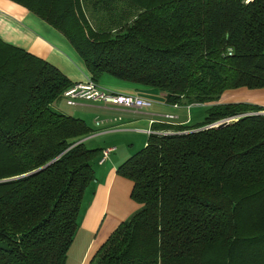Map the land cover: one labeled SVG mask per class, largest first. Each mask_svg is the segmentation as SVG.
Listing matches in <instances>:
<instances>
[{
    "label": "trees",
    "instance_id": "1",
    "mask_svg": "<svg viewBox=\"0 0 264 264\" xmlns=\"http://www.w3.org/2000/svg\"><path fill=\"white\" fill-rule=\"evenodd\" d=\"M10 1L62 34L92 81L106 74L167 104L212 103L198 124H153L116 166L139 208L87 264H264V115L253 113L264 108L213 103L264 88V0ZM84 1L128 17L95 29ZM73 84L0 38V264H64L101 151L85 147L82 119L51 108Z\"/></svg>",
    "mask_w": 264,
    "mask_h": 264
},
{
    "label": "crops",
    "instance_id": "2",
    "mask_svg": "<svg viewBox=\"0 0 264 264\" xmlns=\"http://www.w3.org/2000/svg\"><path fill=\"white\" fill-rule=\"evenodd\" d=\"M0 38L8 43L23 48L27 52L45 61L54 63L56 65L55 67L74 84L82 83L89 79V74L84 64L65 37L35 14L10 0H0ZM99 79L100 81L96 83L100 87L118 94H132V90L137 91L139 87H144L142 85L120 81L110 76L108 77L106 74H102ZM162 95L163 109L169 111L168 107L172 108L170 109L172 113L168 112L161 115L149 113L148 116L142 114L144 116L139 119L128 116L111 115V119L105 124L109 125L111 122L113 123L114 119L120 122L116 124V126L111 125L109 128H106L108 127L106 126L103 130L114 128L112 131L117 129H122L126 132L137 131L146 134L147 137V131L151 132L153 124L190 126L202 122L205 117L206 107L212 104L175 103L176 107H173L171 104H167L164 101V93H162ZM233 102L248 103L264 108V88L248 89L239 87L225 90L213 103L222 104ZM106 106H112L108 108L109 110L129 109L124 107H119L122 109H117L116 107L118 106L113 105ZM198 106L205 109L202 111L198 109ZM199 112H203V114ZM165 114L172 115L173 119H176V122L167 123V121L158 119L159 117L162 118L161 116ZM107 118L108 116H106L105 119ZM95 125L98 126V123L95 122ZM92 130L93 129H91V133ZM145 141L146 138L145 140L144 138L141 140V144L139 141L138 145H140V148L145 144ZM101 148L99 149L102 150ZM107 148H113L109 154L116 151L112 146H108ZM131 153L133 152L120 149L118 153H113V157H110L108 154L106 157L107 159L105 158L101 164H98L97 161L95 163L96 166L93 168L94 180L85 188L83 192V203L80 204L76 231L78 232L79 230V232L83 234L82 236L84 237L81 242L84 241V247L78 264L84 263L87 257L92 256L94 253L92 250L96 248L99 239L98 242L105 240L109 233L120 222L127 219L139 208V204L131 200L129 196L131 181L119 176L115 172L116 166L129 157Z\"/></svg>",
    "mask_w": 264,
    "mask_h": 264
},
{
    "label": "rangeland",
    "instance_id": "3",
    "mask_svg": "<svg viewBox=\"0 0 264 264\" xmlns=\"http://www.w3.org/2000/svg\"><path fill=\"white\" fill-rule=\"evenodd\" d=\"M82 10H83L84 16L86 17L88 23L95 29H102L105 25H107L111 21L122 23L128 17V12L125 11L123 7L121 6L112 8L111 10L98 9V8H93L87 1H84ZM47 62L56 66L54 63L50 61H47ZM97 81L99 82L100 79L98 78ZM131 92L137 97L144 98L150 101L151 103L150 107L146 109H140L137 111L130 110V109H122L119 107H116V108L122 109V110H109L108 108L112 106H106L102 104V102L77 101L75 105H67L64 99L61 97L59 100H56L53 103V105H51V108L63 114L81 118L82 120H84L85 124L89 126L90 129H93L91 134H89L88 136L82 139L86 148L93 149V148L102 147L101 149H105L108 146H112L116 149V151L113 152L114 154L118 153L120 149L134 153L136 152V150L140 148L139 147L140 145H138L139 141L141 144V140L143 138L145 140L146 134H143L137 131L136 132H126L122 129H117L115 131H112L114 128L109 129V130H103L104 127L106 126H108L106 128H109L111 127V125L116 126V124L120 122L114 119L113 123L111 122L109 125L105 124L109 122V119H111V115L112 116H117V115L128 116V117H135L139 119L140 117L144 115L148 116L149 113H157L160 115L164 113H168V112L172 113V111L170 110L172 108L168 107L169 111L163 109V106H164L162 104L163 102L162 93L163 92L161 93V91L155 88L144 86V87H139L137 91L132 90ZM192 107H197V106H192ZM198 109L203 111L205 108L198 106ZM199 113L203 114V112H199ZM106 116H108L107 119H105ZM161 117L162 118L160 117L158 118L161 121H167V123L176 122L175 121L176 119H173V118L166 119L163 116ZM95 122L98 123V126L95 125ZM113 153L109 154V156L113 157ZM95 163L96 161L91 162L92 169L94 168V166H96ZM82 203H83V198H82L81 204ZM78 219L79 217L77 218V222H78ZM82 235L83 234L80 233L79 230L78 232L77 231L75 232L73 239L71 241V244L69 248L67 249L64 264H78L79 263L81 259V253L84 247L83 245L84 241L81 242L82 238L84 237ZM98 241L96 244L97 245L96 248L95 249L93 248L92 251H95L104 240L100 242ZM89 259H90V256L87 257L86 261L82 264H87Z\"/></svg>",
    "mask_w": 264,
    "mask_h": 264
},
{
    "label": "built area",
    "instance_id": "4",
    "mask_svg": "<svg viewBox=\"0 0 264 264\" xmlns=\"http://www.w3.org/2000/svg\"><path fill=\"white\" fill-rule=\"evenodd\" d=\"M228 53L230 50L228 49ZM61 97L64 99L67 105H74L77 101H93V102H102L105 105H113L118 107L129 108L133 110L145 109L150 106V101L137 97L132 94H118L110 92L102 87H100L96 82L92 81L90 78L82 83H75L67 87L61 94ZM197 104V103H194ZM173 107H176L175 103L171 104ZM254 114L264 115V110L253 112ZM166 119L173 118L172 115H162ZM231 118L221 119L210 126H216L222 122H228ZM150 131H147V134ZM113 150V148L102 149L99 153V159L97 160L98 164H101L108 154Z\"/></svg>",
    "mask_w": 264,
    "mask_h": 264
},
{
    "label": "water",
    "instance_id": "5",
    "mask_svg": "<svg viewBox=\"0 0 264 264\" xmlns=\"http://www.w3.org/2000/svg\"><path fill=\"white\" fill-rule=\"evenodd\" d=\"M224 122H222V123H220V124H217L216 126H220V125H222Z\"/></svg>",
    "mask_w": 264,
    "mask_h": 264
}]
</instances>
